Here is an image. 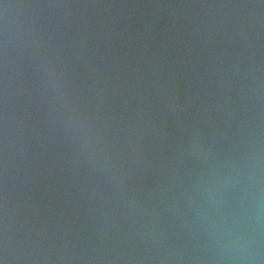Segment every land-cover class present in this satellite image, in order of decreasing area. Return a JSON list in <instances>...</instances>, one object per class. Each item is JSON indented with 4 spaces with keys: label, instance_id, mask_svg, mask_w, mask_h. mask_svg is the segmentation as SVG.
Segmentation results:
<instances>
[{
    "label": "water",
    "instance_id": "95a60500",
    "mask_svg": "<svg viewBox=\"0 0 264 264\" xmlns=\"http://www.w3.org/2000/svg\"><path fill=\"white\" fill-rule=\"evenodd\" d=\"M257 122L264 0H0V222L17 264H194L191 188Z\"/></svg>",
    "mask_w": 264,
    "mask_h": 264
},
{
    "label": "clouds",
    "instance_id": "9594fccd",
    "mask_svg": "<svg viewBox=\"0 0 264 264\" xmlns=\"http://www.w3.org/2000/svg\"><path fill=\"white\" fill-rule=\"evenodd\" d=\"M62 107L69 126L99 163L108 166L87 118L72 105ZM6 147L5 133V151ZM188 213L199 236L198 254L191 258L194 264H264V127L258 122L250 126L237 151L209 160L191 188ZM17 261L7 223L0 222V264Z\"/></svg>",
    "mask_w": 264,
    "mask_h": 264
}]
</instances>
